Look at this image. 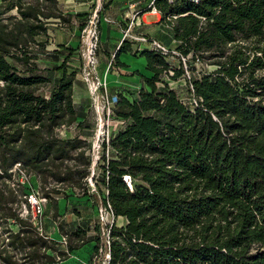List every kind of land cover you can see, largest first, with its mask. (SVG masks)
<instances>
[{
    "label": "trees",
    "instance_id": "obj_1",
    "mask_svg": "<svg viewBox=\"0 0 264 264\" xmlns=\"http://www.w3.org/2000/svg\"><path fill=\"white\" fill-rule=\"evenodd\" d=\"M135 2L146 3L138 14L156 10L157 25L168 29L181 59L175 67L170 52H134L150 76L138 72L136 93H114L115 117L125 125L112 135L108 156L102 146L100 179H94L100 199L105 190L114 216L125 219L110 230V264H264V0ZM12 10L15 15L1 18ZM51 20L66 21L58 0H0V219L16 227L5 229L1 264L70 263L55 240L38 235L29 216L8 206L22 193L19 184L12 186L16 164L42 186L52 181L69 189L45 190L48 201L52 193L90 196L84 180L92 142L80 133L85 116L73 101L74 72L64 67L66 59L80 57L78 46L59 44L52 51L66 52L53 68L62 74L48 96L37 93L49 79L38 74L32 46L44 48L36 37L47 36ZM127 51L123 40L112 60L116 67L124 65L118 56ZM207 53L216 59L214 70L196 76L194 67ZM169 69L174 74L167 78ZM181 76L189 102L162 80ZM61 127L77 133L61 138ZM58 229L70 255L93 245L86 261L104 246L99 227L94 236L81 226Z\"/></svg>",
    "mask_w": 264,
    "mask_h": 264
},
{
    "label": "rangeland",
    "instance_id": "obj_2",
    "mask_svg": "<svg viewBox=\"0 0 264 264\" xmlns=\"http://www.w3.org/2000/svg\"><path fill=\"white\" fill-rule=\"evenodd\" d=\"M133 2H135V0H58V7L65 16L66 21L65 22H61L58 20L49 21L48 24L49 30L47 32V36L36 37V40L38 42H40L41 44H45L44 48L41 50V48H38L37 46L35 47L32 46V52L36 54V58H37L36 64H38L39 66L38 74H40L41 76H45L49 79V83L42 86L37 93L43 96H48L55 82L60 78L62 74V71H55L53 69L56 67H60L66 58L65 50L59 51V54H61V56L53 54L55 52L52 51L55 48H58V44L63 42L62 44L69 46V48H74L78 46V50L80 52L82 48L81 32L82 29L85 27V24L89 21V19H91L94 10L98 9V12L96 14L97 16L96 19L99 20L98 22V35H99V29L103 23H107V24L116 23V19L114 16L115 13L118 14L119 12L123 13L128 11L130 16L127 17L126 20H130L129 22H131L132 20L131 18H133L134 15L138 13L137 11L140 8L144 7L145 6L144 4H146L142 2V5L138 4L137 6L132 7L130 5ZM111 5L113 6L111 9L112 11L110 13L108 12L106 13V11L110 10ZM118 5H122V6L119 7ZM15 14H16L15 10H12L11 12L1 16V18L3 19ZM137 16H140L139 17L140 25L137 26L131 25L130 36L132 38L128 40L135 43H140L141 41H136L134 40V38H145L144 34H146L149 39L152 38L156 41L161 42L162 45L171 53L169 54L170 57L168 61L172 64V66L175 67L178 66V63L181 58L179 54L175 51L176 44L171 43L168 29L159 28V26L153 24V22H155L157 18L155 14L150 13L149 15H143V16H141V14H138ZM145 26H147V28ZM132 27H135L136 29L135 28L132 29ZM137 33H143V35ZM70 40L77 42L76 45H74V47H72L73 45H67L68 41ZM241 44L250 46L253 43L243 40ZM261 46H264V41L262 42ZM246 52L249 53L250 50L247 49ZM113 57L109 59L113 60ZM118 59L119 62L126 65L124 68L125 72L132 74L131 75L132 77L127 76L125 77V79L133 80L134 78H136L137 81L135 83H130L131 86L129 87L126 86L125 84L118 85L117 83H115L117 79L119 81V77H117V75L108 77V75L111 72H113V69L117 70L116 67H114L115 66L114 62L112 61L113 66L109 70L110 73L108 72L106 76L108 92L110 94H114L115 92L120 93L123 91L136 93L140 88L139 85L142 84L140 77L137 75L138 72L143 76H147V77L150 76V73L145 69V63H146L145 59L141 56H133L130 51L120 53ZM106 60H107V56L105 59L103 57L99 58L98 49H97L96 51V61L98 65L97 71L100 78H102L106 74V66L108 63ZM101 62H104L106 65L104 71H100L99 66ZM215 62L216 59L213 58V55L211 53L204 54L202 63L200 62L196 63L194 67L196 71L194 74L197 76V72L199 71L203 72V71L214 70ZM181 63L183 64L184 71H186L185 62L181 60ZM64 67L65 70L67 71V74L74 72V77H72V81L74 85L73 101L75 106L82 109V112L85 116V121L82 126L85 128L84 130H82L83 128H81L80 133L83 136H86L85 138H87L88 142L89 141L92 142L94 141V134L98 126V114L96 113V110L94 108L95 106L94 104H96V101L98 99L96 98V96H92L89 93L87 85L84 83L82 79L83 72L86 70L85 59H83L81 56L80 57L76 55L71 56L69 59L65 60ZM186 74L187 73H185V76H187ZM133 75H135V77ZM162 80L166 82L167 85L175 91V93L177 94L180 100H182L183 102L190 101L191 97L187 93V88L185 86V81L183 76L179 77L176 81L166 79V77H162ZM157 86H160V84H158ZM76 133L77 131L74 130V128L67 129V134L69 136H73ZM89 170H90V174L94 173L92 183L95 184V180L100 179V170L96 168V166L93 169L92 163ZM87 178L84 180V182H86L87 184L88 193H89L88 195H90L89 197L86 196L79 197L77 195L79 191H76L75 195H71L68 199H64L62 195H56V193H52L53 195L52 199L50 201L46 200L43 209L44 212L43 216L45 222L43 228L45 233L47 235H50V237L53 240H59L61 237L58 229L60 225L63 226L64 231L67 232L73 231L80 226L86 227L88 228V230H90L87 236H94L95 234L94 227H99V231L101 232L100 230L101 226L99 225L100 218L98 212V205L100 203L99 196H101V193H98L97 190L93 191L91 189L89 182L87 181ZM12 180L14 183V184L12 183V186H14L15 184H19L22 187V193L19 196H17V201L15 204H9L8 206H11V208L15 210L19 216H21V218L25 216V209L28 211L29 215H31L32 213V209L30 207L27 206L25 207L28 195L26 196L23 195V194H28L29 188L38 189L41 193V196L45 190L49 191L55 188L58 189L59 192L65 191L66 192L65 194L67 193L69 194L70 192L69 189L66 188V186L55 185V183L52 181H50L49 184L42 186L39 180L30 172H26L24 177L19 175L18 173H15ZM93 196H97L99 201L98 204L94 201ZM58 216H60L59 219H57ZM124 224H125V219L122 217H119L115 220L116 227H121ZM6 228H8L11 231H16V227L13 224V222H11V220H7L6 223H4V220L0 219V249L4 247L8 241L7 239L8 234L5 232ZM92 246H93L92 244L86 245L83 246L82 249H80L79 251L74 252L69 257L70 258L69 264H81L82 261L86 262V259L89 258L91 252L93 251Z\"/></svg>",
    "mask_w": 264,
    "mask_h": 264
},
{
    "label": "built area",
    "instance_id": "obj_3",
    "mask_svg": "<svg viewBox=\"0 0 264 264\" xmlns=\"http://www.w3.org/2000/svg\"><path fill=\"white\" fill-rule=\"evenodd\" d=\"M193 2H198V0H191ZM152 4V3H151ZM98 9L94 10L91 19L85 24V27L82 29L81 34V44L82 48L80 50V56L85 59L86 70L83 72L82 79L84 83L87 85L88 91L92 96H96V104H94V108L96 113L98 114V126L94 134V141L91 144V157H92V166L93 169L96 166L97 161L100 159V152L102 151V146H105V155L108 156L109 143L112 135L118 129L123 128L125 122L121 119L115 117V107L118 101V97L116 94H110L108 92L107 86V74L112 68V60L107 63L106 66V74L100 78L97 71V61H96V51L98 49L99 44V35H98V22L97 14ZM149 13H157L154 8ZM138 13L134 15L136 17ZM131 25L127 29L123 31V40H128L132 38L130 36ZM136 41H141L144 43H148L149 41L146 38H134ZM151 46V50H156L160 52L162 55H166L169 51L160 43L156 41L149 42ZM175 54V53H174ZM184 62L185 60L182 59ZM186 69V66H185ZM187 73V71H186ZM174 74L172 69L167 71V78L172 77ZM187 78H189L188 73L186 74ZM193 103L196 102L193 100ZM58 134L61 138H66L67 136V128L61 127L58 130ZM12 174V178L15 173H18L21 176H25L26 171L21 167L20 164H16L13 169L10 171ZM94 177V173L90 174L87 178L89 185L93 191H95V184L92 183ZM123 181L126 183L129 190H132L131 180L129 176H124ZM105 198L102 200L99 197L100 203L98 205V212L100 222V237L104 243V246H101L98 250V253L93 254L90 261L83 262L81 264H110V230L115 225V220L119 217H115L107 200V192L104 190ZM26 206H29L32 209L31 215L28 214V211L25 209V216H29V221L32 226L35 228L36 232L39 236L44 237L47 240H53L50 235H47L44 231V216L43 209L46 203V199L41 196V193L38 189H32L30 194L27 196ZM58 243L59 250L66 253V256L69 258L71 255L68 253L67 249V238L65 236H61L59 240H55ZM59 262V257L56 258ZM70 260V258H69Z\"/></svg>",
    "mask_w": 264,
    "mask_h": 264
},
{
    "label": "crops",
    "instance_id": "obj_4",
    "mask_svg": "<svg viewBox=\"0 0 264 264\" xmlns=\"http://www.w3.org/2000/svg\"><path fill=\"white\" fill-rule=\"evenodd\" d=\"M138 2H133L130 6L132 7H135L137 6ZM119 7L122 6V5H118ZM112 5L110 6V10L106 11V13H110L112 10ZM133 11V10H132ZM114 13V12H112ZM115 13V19H116V23L114 24H107V23H103L102 26H100V29H99V46H98V56L99 58L103 57L104 59L106 58L107 56V62L110 61V59L114 56L116 50L118 49L119 45L121 44L122 42V38H123V31L125 29H127L129 27L130 24L134 25V26H137V25H140V16H137L136 18H131V22H129L130 20H126L127 17H129V12L126 11V12H123V13ZM150 13H145L143 15H149ZM154 14V13H152ZM141 15V16H143ZM155 15L157 16L155 22H153V24H156L158 23L159 19H160V16L158 13H155ZM130 19V18H129ZM144 19V18H143ZM120 23V24H119ZM146 23V22H145ZM158 26V25H157ZM147 28V26H145ZM135 28V27H132V29ZM159 28H163L162 26ZM136 29V28H135ZM148 32V31H147ZM137 34H142L143 33H137ZM145 35V38L146 40H148L149 42L150 41H153L154 39L152 38H148V36L146 34ZM126 42H128L130 44V52L133 53L136 52V51H141V50H145V49H148V50H151V46L148 43H144V42H140V43H135V42H132L130 40H126ZM63 42H61L60 44H62ZM76 41H73V40H70L68 41V44L67 45H73L72 47H74V45H76ZM171 43H175L173 40H171ZM161 44V43H160ZM59 45V44H58ZM162 45V44H161ZM134 56V55H133ZM138 56V55H136ZM110 58V59H109ZM119 61V59H118ZM121 63V62H120ZM115 64V63H114ZM123 64V63H122ZM105 63L104 62H101L100 63V71H104L105 69ZM125 64L123 66H119V67H116L117 70L113 69V72H109L110 74L108 75L109 76H114V75H117V77H119V81L117 79V81L115 83H117L118 85H126V86H131L130 83H135L137 80L136 78H134L133 80H127L125 79V77H132L130 73H127L125 72L124 68H125ZM145 66H146V63H145ZM135 77V75H133ZM138 83V82H137ZM116 84V85H117ZM139 84V83H138ZM141 86V85H139Z\"/></svg>",
    "mask_w": 264,
    "mask_h": 264
}]
</instances>
